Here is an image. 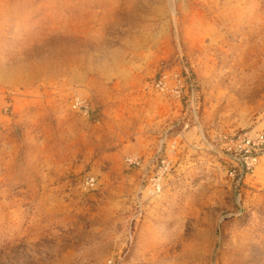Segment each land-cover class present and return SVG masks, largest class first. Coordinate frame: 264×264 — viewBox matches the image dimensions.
Wrapping results in <instances>:
<instances>
[{
	"label": "rangeland",
	"instance_id": "obj_1",
	"mask_svg": "<svg viewBox=\"0 0 264 264\" xmlns=\"http://www.w3.org/2000/svg\"><path fill=\"white\" fill-rule=\"evenodd\" d=\"M239 130H264V0H0V264H264V157L237 187L217 143Z\"/></svg>",
	"mask_w": 264,
	"mask_h": 264
},
{
	"label": "built area",
	"instance_id": "obj_2",
	"mask_svg": "<svg viewBox=\"0 0 264 264\" xmlns=\"http://www.w3.org/2000/svg\"><path fill=\"white\" fill-rule=\"evenodd\" d=\"M153 86L160 95L169 99H177L180 102L184 100L185 96L191 95L194 105L193 117L197 118L199 105L195 102V86L192 81L183 80L177 73L170 74L167 71H162L154 80ZM78 100L77 98L75 102L79 105L82 101ZM217 143L225 156L228 178L237 187L244 184L245 180L254 174L260 159L264 157V130L257 132L235 131L232 134L219 137ZM175 152V144H171L166 154L149 159L148 164L150 163L151 170L146 173L144 178L152 194L161 192L164 179L173 169ZM124 163L127 167L138 169L146 166L145 160L141 156L132 153L124 157ZM95 183L96 180L92 176H86L83 179V186L87 189L93 188Z\"/></svg>",
	"mask_w": 264,
	"mask_h": 264
},
{
	"label": "bare ground",
	"instance_id": "obj_3",
	"mask_svg": "<svg viewBox=\"0 0 264 264\" xmlns=\"http://www.w3.org/2000/svg\"><path fill=\"white\" fill-rule=\"evenodd\" d=\"M10 163V162H9Z\"/></svg>",
	"mask_w": 264,
	"mask_h": 264
}]
</instances>
